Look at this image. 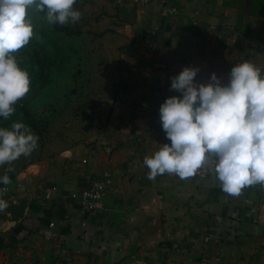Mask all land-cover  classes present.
<instances>
[{"label":"crops","instance_id":"1","mask_svg":"<svg viewBox=\"0 0 264 264\" xmlns=\"http://www.w3.org/2000/svg\"><path fill=\"white\" fill-rule=\"evenodd\" d=\"M119 15L109 128L16 181L0 264H264V186L233 197L215 179H148L143 165L170 143L159 106L179 95L170 78L183 67H199L203 83L213 72L226 83L245 59L264 68V0H119ZM105 170V209L83 211V190Z\"/></svg>","mask_w":264,"mask_h":264},{"label":"clouds","instance_id":"2","mask_svg":"<svg viewBox=\"0 0 264 264\" xmlns=\"http://www.w3.org/2000/svg\"><path fill=\"white\" fill-rule=\"evenodd\" d=\"M76 3L0 0V118L9 119L30 91V73L15 55L35 35L28 13H45L49 25H74L82 16ZM199 70L185 66L170 78V89L179 95L166 97L159 106L161 127L170 143L144 157L148 179L166 173L186 179L207 165L221 190L233 197L249 186H264V68L242 60L233 64L226 83L215 72L207 83L199 82ZM38 141L23 121L0 127V166L30 156ZM10 183L9 175H0V184ZM3 192L0 188V211L9 207Z\"/></svg>","mask_w":264,"mask_h":264},{"label":"rangeland","instance_id":"3","mask_svg":"<svg viewBox=\"0 0 264 264\" xmlns=\"http://www.w3.org/2000/svg\"><path fill=\"white\" fill-rule=\"evenodd\" d=\"M74 7L82 12L74 25H49L45 13H28L35 35L15 55L30 73V91L9 119L0 118V127L23 121L39 141L30 156L0 166V175L11 178L0 184L9 205L0 211V223L14 213L11 188L24 173L68 150L96 144L109 128L122 72L119 0H77Z\"/></svg>","mask_w":264,"mask_h":264},{"label":"built area","instance_id":"4","mask_svg":"<svg viewBox=\"0 0 264 264\" xmlns=\"http://www.w3.org/2000/svg\"><path fill=\"white\" fill-rule=\"evenodd\" d=\"M198 178L204 179H215L213 174L209 171L207 165L197 171L194 175ZM113 184V176L109 170L103 171L102 175L93 180L90 186L83 190L82 192V203L81 208L85 212L92 211H102L105 209L104 199L107 193V190ZM209 239V238H207ZM211 258L204 259V263H210ZM66 264H72L71 261H67Z\"/></svg>","mask_w":264,"mask_h":264}]
</instances>
